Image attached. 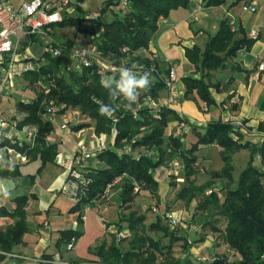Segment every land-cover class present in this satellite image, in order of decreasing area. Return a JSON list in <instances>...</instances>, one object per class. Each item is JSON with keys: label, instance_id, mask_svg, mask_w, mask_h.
<instances>
[{"label": "trees", "instance_id": "1", "mask_svg": "<svg viewBox=\"0 0 264 264\" xmlns=\"http://www.w3.org/2000/svg\"><path fill=\"white\" fill-rule=\"evenodd\" d=\"M83 1L77 0L79 4L74 12L65 13L57 26L73 27L84 35L94 34L97 27H102L100 34L92 40L93 46L116 65L131 67L135 63L141 66L142 70L137 72H150L151 84L141 92L132 109H129L125 107L126 102L122 98L109 99L108 89L101 84L107 77L104 78L95 65L77 67L68 56L57 58L43 55L46 56V61L39 71L27 73L18 79L26 83L24 89L31 91L33 95L30 98L25 95L23 100L18 99L7 110L11 111L12 108L13 114L23 115L20 124L34 123L39 128L37 142L28 152L29 162H37L36 172L25 175L30 184L47 163L55 162V157L60 151L59 141H50L48 137L55 129L54 124L44 117L46 105L50 100L59 106L60 114L72 116L78 110L80 115L85 117L76 119L72 126L69 123L70 130L77 131L88 127L96 133L104 132L111 136L106 147L94 151L99 165H85L82 168L81 179L85 183L81 184L79 197L76 201H71L72 205L68 210L76 213L78 225L76 228L60 230L56 245L59 247L67 243L72 237L76 238L77 242L83 234V208L88 204L96 205L93 202L100 200L106 186L120 177L117 200L121 208L120 218L127 222L128 233L119 239L113 235L110 243L98 244L91 252L96 261L99 264H181L180 259L174 255L173 248L180 241L183 248L192 247L193 242L186 232L189 229L183 224H193L195 230H199L194 223L180 219L182 225L178 226H181L184 232L180 234L164 225L159 217L146 224L145 215L136 211H130L126 215L122 210L125 204L135 199L141 189L155 193L159 185L153 176L155 167L181 158L182 161L179 162L184 171L183 183L186 185L178 189L175 198L184 204L196 198L195 208L201 215L209 216L214 211L223 216L224 244L228 247V252L237 254V257L230 259L226 254L216 252L212 260H204V264H264V172L252 163L254 155L264 158V121L257 126L262 138L256 143L243 139L241 130L247 128L244 119L241 120L243 126L233 124L231 119L209 122L202 134L201 130L193 127L197 136L195 143L218 145L223 160L221 169L209 171L212 180L200 185L196 184V176L202 168L199 167L194 153V145L190 149H183L179 137L166 133V128L172 121L181 122L183 119L172 106L161 104L167 96L163 78L168 71V63L164 64L163 61L150 57L146 50L158 28L160 18L167 17L172 9L187 7L190 0H127L125 6L120 5V0H104L100 5V21L84 17L86 11L81 7ZM226 1L201 0L204 6L220 5ZM242 1L232 0L229 8ZM241 32L242 35L237 37V31L229 23L228 14L224 13L216 32L206 39L203 48L197 44L184 48L186 59L193 65L195 73H199L198 77L186 75L181 78L184 99H193L196 102L200 100L207 107L216 104L222 107L225 104V100L218 101L213 92L227 89L233 79L229 77L227 82L221 83L218 80L213 81L212 75L218 69H240L231 59L240 49H249L258 38L247 37ZM113 75V79H119L118 71ZM45 88L48 89L47 92ZM233 95L234 93H229L227 99ZM101 104H111L115 107L113 116L109 118L99 115ZM231 108L236 109L237 105L232 104ZM126 145L131 147V151L121 153L120 150ZM241 148L249 149L251 156L238 177L233 180L230 159L232 154ZM24 165L4 163L0 166V177L20 176L21 166ZM214 178L225 181L222 198L219 191L213 187ZM134 183L139 186L137 192L133 191ZM30 197L36 198V195L18 194L12 197L15 202L13 208L0 206V216L12 218V223L0 231V250L10 252L13 245L22 241L23 234L28 229L26 208ZM210 224L208 218L203 223L205 226ZM122 229L121 226L118 227V231ZM209 229L212 232L219 231L214 225L209 226ZM149 231L161 232L162 235L154 237ZM162 237H167V242H163ZM203 239L204 235L197 241ZM51 256L44 254L43 258L50 259ZM3 257L0 255V259ZM68 259V264H81L79 258ZM40 264L54 263L42 261ZM183 264H190L189 259Z\"/></svg>", "mask_w": 264, "mask_h": 264}, {"label": "crops", "instance_id": "2", "mask_svg": "<svg viewBox=\"0 0 264 264\" xmlns=\"http://www.w3.org/2000/svg\"><path fill=\"white\" fill-rule=\"evenodd\" d=\"M7 1L14 6H18L22 0ZM231 1L227 0L225 3L215 6H204L201 0H190L188 6L185 7L187 9L174 13L173 21L170 24L168 17L159 20L158 29L151 37L146 50V53L150 57L157 59V61H163L164 64L171 60L167 56L168 52L171 53L173 51L179 54L178 60H175L177 61L175 65L178 67V63V65L183 66V69L179 72V76L177 74L174 90L177 98L182 99L184 85L180 77L186 75L199 76V73H195L193 65L186 59L184 48L195 44L197 40L207 39L204 36L212 33L208 29L210 23L212 25L211 29H215L217 26L218 18L214 17L217 13L216 9H220L222 15L224 13L233 15L234 22L232 28L237 31V37L242 35L241 31L247 37H250L251 30L258 31V38L250 48L240 49L236 53V56L231 59V62L239 65L240 69L224 68L213 72V81L218 80L221 83H225L229 77L233 79L227 89L222 88L223 90L221 91L213 92L218 101L225 100V104L222 107L217 104L207 107L204 102L198 100L200 109L203 112L201 113L195 108L185 110L184 103L186 100L184 102L179 100L178 104L173 105V108L183 119L180 123H183L184 127H186L185 129L182 127L181 140L184 139L185 135H189L188 121L194 127H199L200 130L202 128L204 129L209 122L219 119L224 121L228 119H244L246 120L247 128L241 130L243 139L256 143L260 142L262 138V134L257 129V126L260 122L264 121V70L258 68L259 63L264 61V0H257V7L253 12L242 10L241 3L229 8ZM196 3H201L203 8L198 13L199 18L191 21L188 16ZM81 7L84 10L87 8L83 5V2L81 3ZM212 16L213 18L211 20L210 17ZM76 37L80 40L82 33H77ZM229 93H234V95L227 99ZM232 104H236L237 108L232 109ZM76 132L68 130L65 133H61L57 130L53 132L54 134H51H53V141L58 140L60 146L66 144L71 147L62 149L64 154H68L72 153L73 148L76 147L74 140L68 136H76ZM213 145L218 146L216 144ZM54 163L57 162L55 161ZM54 163H47L42 171L36 174L35 181L32 184L29 183V179L25 175L36 172V161L21 166V176L19 177H0V206L4 205L6 209L13 208L15 202L12 200V197L18 194L34 193L36 195V198L30 197L28 200V206L26 208L28 229L23 234L22 241L13 245L10 252L0 250V255L4 256L0 259V264H40L42 261L48 263V260L57 257L54 256V252L57 250L56 241L59 237V231L72 226L67 225L69 222L63 216L64 213H70L68 210L72 203L66 202L67 204L65 203V205L61 206V203L58 202V196L61 193L60 187L63 184L65 174L61 172L55 175L53 173L55 169L50 168L51 164ZM84 218L85 216L83 214V220ZM11 223L12 218L9 216H0V231L4 230ZM123 232L127 235L128 230L125 229ZM189 250L190 253L197 252L195 247H190ZM44 254H51L52 256L50 259H44ZM59 256L66 259L61 254ZM67 257L79 258V256L72 253ZM79 259L81 260V264H99L96 261V257H92L86 261H83L82 258Z\"/></svg>", "mask_w": 264, "mask_h": 264}, {"label": "rangeland", "instance_id": "3", "mask_svg": "<svg viewBox=\"0 0 264 264\" xmlns=\"http://www.w3.org/2000/svg\"><path fill=\"white\" fill-rule=\"evenodd\" d=\"M101 0H84L83 5L87 7L85 9L86 12L94 11L96 10L102 2ZM178 10L172 9L168 13L167 17L169 20V24L173 21L174 18V13L176 11H181L183 9H187L183 6L176 8ZM216 15L214 17L218 18L217 19V26L215 29H211V23L209 25V32L210 33L208 36H204L208 38L210 35L214 34L219 26V22L223 15L221 14L220 9H216ZM105 18V16H103ZM211 20L213 18L210 17ZM159 26V25H158ZM158 29V28H157ZM157 31V30H156ZM154 32V34L156 33ZM77 33L81 34L80 32H77L75 28L65 26L64 28H60L58 26L55 27V38L58 40H61L65 43L74 44L76 41L75 39L79 40V38L76 37ZM153 36V35H152ZM206 39L204 40H197L195 41L198 46L201 48L204 47ZM185 44V43H184ZM193 45V44H192ZM191 45V46H192ZM28 53L31 55H39L41 48L40 44L38 42L32 43L28 49ZM178 55L175 52H168V58H170L171 62H176L175 60H178ZM42 59L46 61V56H43ZM175 65V70H176V76L181 70L183 69V66ZM114 75H111V78H113ZM182 78V76L180 77ZM177 81V78L176 80ZM179 81V77H178ZM24 84L23 81H18L17 86H16V91L11 95V98H6L3 97L0 99V108L2 107L3 112L9 108L11 105L14 104L15 101L18 99L23 100L26 96L29 98L33 95L31 91L25 90L24 89ZM26 95V96H25ZM183 99V100H182ZM182 99L176 98V103L178 104L179 100L184 102V109L185 110H192L193 108L197 109V111L203 113L200 109V104L199 102H196L193 99ZM174 107V106H172ZM183 108V107H182ZM9 113H12V108L10 109ZM14 110V109H13ZM8 111V110H7ZM77 113H74L72 116L67 115V119L69 116V123L72 126L74 121L76 119H84L85 117L80 115V112L76 110ZM6 112V111H5ZM14 112V111H13ZM62 119V118H59ZM172 121L166 128V133L171 134V135H176L177 137L180 138V135L177 134V130L181 128L179 122ZM54 124V123H53ZM188 129H189V135L184 136V139H182L183 143V149L186 148H191L192 145H194V153L197 156V160L199 161V167L202 168L199 174L196 176V184L200 185L202 183H206L207 181L212 180V175L209 173L210 170H219L223 166V160L221 157V148L219 146H214L213 144H203V143H195L197 141V136L195 135L193 131V124L191 125L190 122L188 121ZM55 127V124H54ZM186 127H184L185 129ZM196 129H199L197 127ZM201 134L204 132V129H200ZM55 132V131H53ZM52 132V133H53ZM96 135H94V134ZM54 134V133H53ZM53 134H50L48 137L50 138V141H53ZM59 135V133H57ZM69 134V133H68ZM99 133H96L94 129L85 127L84 130H80L79 132H76V136L72 135L71 137L68 136L70 139H73L74 142L77 144H87V145H93L97 141V136ZM264 134V133H262ZM70 135V134H69ZM111 139V136L107 138V143H109ZM112 141V140H111ZM195 143V144H194ZM70 147L69 145H61L60 146V151L55 157V161L57 163L59 156L63 155L64 152L62 149ZM71 148V147H70ZM76 149V147L73 148V151ZM72 151V153H73ZM146 151V150H145ZM96 154V153H95ZM91 156L90 159L83 161V163L86 166H91V167H97L99 165L96 157ZM251 152L247 148H241L237 150L235 153L232 154L231 159H230V164L232 165V179L235 180L241 170L246 166L247 162L250 159ZM62 157V156H61ZM178 161H182L181 158L177 159ZM264 158L260 157L259 155H254L253 156V164L258 167L262 172H264ZM51 164L50 168H54V174H58L61 172H64L65 177H64V182H66L68 179H70L71 174L65 168L60 165V164ZM180 164V163H179ZM54 175V176H55ZM183 175L184 171L182 168V165L180 164L179 166H174L172 164V161L167 162V163H162L159 164L157 167H155V170L153 172V176L156 180H158L159 185L158 189L155 191L146 190V189H141L140 192L136 194L135 199L128 204H125L123 207V213L128 214L130 211H136L139 214L145 215V220L144 222L146 224H149L152 221H155L157 217H159L164 223V225H167L170 229L171 227L168 225L167 220H165V212L172 213V214H180V219L184 222H188L190 220L191 223H194L198 229L200 230H195V228L186 231L188 238L193 242L191 245L192 247H195L197 249V252L195 253H190L189 249H185L182 246V241L177 242L174 245V255L180 259L181 264L184 263V261H187L189 259L190 264H204V260L211 261L214 254L216 252L226 254L228 258L232 259L237 257V254H234L233 252H228V247L224 244L223 241V229L225 226V218L216 212L213 211V214L211 215H201L199 213V210H196L195 206L197 204V199L190 200L189 203L184 204L183 201L177 200L175 197V193L178 191V189H182L186 185V183H183ZM21 176V175H20ZM16 177V176H15ZM19 177V176H17ZM22 179V178H21ZM20 179V180H21ZM215 179V180H214ZM213 182V187L217 189L221 195L220 198H222V195L224 194V187H225V181L219 178H214ZM19 180V181H20ZM264 180V178H262ZM120 181L117 182L108 192L106 196H101L100 200H95L93 203L96 205L89 206L87 209H84V220L82 222L83 225V236H81L75 245L73 246L72 249L68 250L67 243H63L58 246L57 250L54 252V256H59L60 254L68 259L67 256L69 254H76L79 256V258H82L83 261H86L92 257H95L91 252L92 250L101 242H107L110 243L112 240L113 235H118L120 232H123L126 227H127V222L121 220V215L120 211L121 208L118 204L117 200V193L120 188ZM62 184V185H63ZM61 185V187H62ZM60 187V196H58V202L61 203V206L65 205L67 202H71L70 197L67 194L62 193V188ZM57 193V192H55ZM54 193V194H55ZM80 193V192H79ZM67 197V198H65ZM69 199V200H65ZM66 203V204H67ZM99 204V205H97ZM155 208V209H153ZM64 219L68 220L67 225H72L69 228H76L77 227V221H76V213H64ZM209 219L211 221L210 225H203V223L206 222V219ZM75 221H74V220ZM117 224V225H116ZM123 228L121 231H118V227L120 226ZM179 225H182V222H180ZM216 226L219 228V231L212 232L209 229V226ZM181 226H176L173 228V230L179 232L180 234H184L182 231ZM85 228V229H84ZM151 235L154 237H159L162 235L161 232H155V231H149ZM204 235V239L197 241V239L200 236ZM168 238L167 237H162L163 242H167ZM122 244L126 247L127 244L125 242H122ZM191 247V248H192ZM87 258V259H85ZM66 259V260H67ZM69 260V259H68ZM67 260V261H68Z\"/></svg>", "mask_w": 264, "mask_h": 264}, {"label": "built area", "instance_id": "4", "mask_svg": "<svg viewBox=\"0 0 264 264\" xmlns=\"http://www.w3.org/2000/svg\"><path fill=\"white\" fill-rule=\"evenodd\" d=\"M77 4H79L77 0H22L18 6H14L7 0H0V99L5 96L11 98V95L16 91L19 78H23L27 73L40 70L44 64L43 55L57 58L68 56L77 67L95 65L103 73L104 78L118 71L121 66L114 64L93 46L92 40L100 34L102 27H97L94 34H82V38L76 40L74 44H68L55 38V27L62 21L65 13L72 14L74 12ZM126 4L127 0H120L121 6ZM256 7L257 0H243L241 3V9L244 11L253 12ZM202 8L201 3H196L188 16L189 20H197L199 18L198 13ZM227 14L229 23L232 25L234 22L233 15ZM84 17L100 21L102 19L100 6L94 11L86 12ZM250 36L257 37L258 31L251 30ZM34 42L40 44L41 52L39 55H31L27 51ZM133 65H135L134 71L142 70L141 66L133 63L131 67ZM258 68L264 70V61L259 63ZM176 78L175 63L170 61L168 62V71L163 78L167 96L161 104L171 107L176 103L177 95L174 90ZM45 91L47 92L48 89L45 88ZM46 109L44 117L55 124L54 131L58 130L65 133L70 130L67 115L59 113V106L53 100L47 103ZM5 111L3 112V109L0 108V165L4 163L24 165L29 162L28 152L37 142L38 125L34 123L20 124L19 121L23 115L9 113L7 109ZM231 122L235 125H244L241 120H232ZM179 124L182 126L177 130V134L181 135L184 125L180 122ZM80 130H84V128L77 130V132ZM108 137L106 133L101 132L98 134L95 144H77L73 153L59 156L58 164L71 174L70 179L64 182L61 190L62 193L70 197L72 202L78 199L81 184L85 183L81 179L82 168L85 166L83 161L93 156L96 149L106 147ZM130 151L131 147L128 145L120 150L121 153ZM179 163L177 159L172 160L174 166H179ZM118 181H120V177L109 183L102 196H106ZM138 189L139 186L134 183L133 191L137 192ZM89 206V204L86 205L83 210ZM165 220L171 228L180 224L179 214H172L168 211L165 212ZM183 225L189 230L195 228L193 224ZM124 235V232H120L117 239ZM75 243L76 238L72 237L67 242L68 250L72 249ZM48 262L68 264V261L60 256L52 258Z\"/></svg>", "mask_w": 264, "mask_h": 264}, {"label": "clouds", "instance_id": "5", "mask_svg": "<svg viewBox=\"0 0 264 264\" xmlns=\"http://www.w3.org/2000/svg\"><path fill=\"white\" fill-rule=\"evenodd\" d=\"M132 67L122 65L119 69V79L107 77L101 81L104 88L108 89L109 99L117 100L122 98L125 101V107L132 109L143 90L149 88L151 84L150 72L143 71L138 73ZM115 107L111 104H101L98 113L101 116L111 117L115 112Z\"/></svg>", "mask_w": 264, "mask_h": 264}]
</instances>
